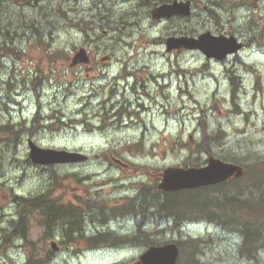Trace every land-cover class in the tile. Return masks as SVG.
Here are the masks:
<instances>
[{"label":"rangeland","instance_id":"rangeland-1","mask_svg":"<svg viewBox=\"0 0 264 264\" xmlns=\"http://www.w3.org/2000/svg\"><path fill=\"white\" fill-rule=\"evenodd\" d=\"M57 2L62 9L49 17L43 2L36 27L35 8L0 0V125L24 126L15 143L17 131L0 132V264L26 259L22 241L33 245L34 262L40 246L53 249L33 233L46 217L38 204L65 219L58 222L64 231L86 229L65 242L53 264H134L149 242L165 240L156 225L163 220L157 185L164 169L203 165L209 154L244 165L264 159V0H192L190 17L163 20L152 18L155 4L144 0ZM207 31L234 35L245 48L224 61L200 50L167 49L170 36ZM40 36L51 42V56L38 49ZM9 44L18 50L8 55ZM81 47L94 62L70 67ZM30 72L42 81L31 82ZM218 130L223 142L209 140L211 152L198 151L197 143ZM30 138L87 159L36 165ZM202 210L185 201L169 207L177 216L209 209ZM14 223L21 229L17 244ZM217 226L189 231L201 237L194 243L198 264H264V251L239 255L236 232ZM100 232L115 246L86 251ZM189 260L187 254L183 261Z\"/></svg>","mask_w":264,"mask_h":264},{"label":"trees","instance_id":"trees-1","mask_svg":"<svg viewBox=\"0 0 264 264\" xmlns=\"http://www.w3.org/2000/svg\"><path fill=\"white\" fill-rule=\"evenodd\" d=\"M51 1L52 0H26V3L35 8H32L33 10H42L45 8L43 2H46L47 7L50 10H48V12L51 15ZM168 1L170 0H149L148 4H152L154 2L157 4ZM32 23L36 27L41 24L35 20H32ZM41 40H37L39 43L38 48L45 45ZM51 47L52 44L49 43L46 48V52L49 56L52 55V53L48 52ZM37 82V80H33V83ZM33 85L36 87V84ZM16 127L17 126L15 125L6 123L4 125H0V132L10 130L17 131L18 134L13 140L15 143L19 139L20 132L22 131L21 129H23L24 126L21 125V129H17ZM222 133L223 132L221 131V133L218 134ZM221 137H218L217 133L213 136L207 137L205 142H203V140L197 143V150L203 151L205 153L211 152L210 148L207 149L209 140H213L214 142V139H217V141L221 142ZM233 161L237 162L238 160ZM190 165H187L186 167ZM245 166V175L238 180L231 181L230 183H223L213 187L187 190V193H170L167 194L169 195L168 197L159 196L158 199L160 201V207H178L181 205L182 201H185L187 208L190 209L196 208L198 210H202L203 208L207 207L209 210L204 212V215L209 219L208 221L219 224L218 227L222 230L228 231L230 233H232L231 231L234 230L233 232L239 234L241 239L243 238L242 245L239 247V252L242 255L253 258L264 250V159H259L253 163H247ZM180 197L184 199L180 201ZM211 211L216 214L212 215L210 213ZM170 214L175 217L176 211H173ZM204 215H197L195 212L187 213V219H204ZM188 248L189 247H187V249ZM198 249L199 247H196L197 251ZM191 260H194L193 262L195 264L199 263V258L195 255L191 256L190 261Z\"/></svg>","mask_w":264,"mask_h":264},{"label":"water","instance_id":"water-1","mask_svg":"<svg viewBox=\"0 0 264 264\" xmlns=\"http://www.w3.org/2000/svg\"><path fill=\"white\" fill-rule=\"evenodd\" d=\"M155 16H172L174 13L190 14V2L177 3L173 5H163L154 10ZM168 49L184 45L188 48H202L208 56L223 58L227 53L235 52L240 47L236 39L224 36L215 37L211 34L200 36L199 40L189 39L187 37L176 39L170 38L167 41ZM86 51L81 49L73 58L72 65L79 62H88L89 58ZM31 144V158L34 162L40 164L66 163L79 159L77 154H71L67 151H56L42 149ZM82 159V158H81ZM244 174V169L238 165L225 163L219 159L211 157L208 166L204 168H168L162 175L160 189L165 191H178L182 189L194 188L202 185H212L226 181L232 177L239 178ZM179 249L175 245L163 247H152L145 255L141 257V262L137 264H176Z\"/></svg>","mask_w":264,"mask_h":264},{"label":"flooded vegetation","instance_id":"flooded-vegetation-1","mask_svg":"<svg viewBox=\"0 0 264 264\" xmlns=\"http://www.w3.org/2000/svg\"><path fill=\"white\" fill-rule=\"evenodd\" d=\"M28 206V205H27ZM35 207L38 206L40 207V209H42L43 213L47 216V217H40L38 219L37 222H35V228L33 229V233L35 232L34 235L41 237L40 242L43 243V241L45 242V244H49L51 245V247H53V249H51V251L47 250L44 246H40V249L37 250V252H39V262H34L33 261V255L32 252L34 249H32L31 244H24L22 246V249H24V253L26 256H24L25 261L21 262V264H53L56 261V256L58 253H61L62 251V247H63V243L61 246V242L62 239H67L70 240L73 238L74 232H77L79 227H73L72 228V234L69 231H67L65 233V231L63 230V224L62 226H60V224L58 223L61 220H65L63 217L59 216V217H53L50 216L52 215V212L49 208H47L44 204H38V205H34ZM68 223V222H67ZM20 224V222H19ZM82 226H80L81 228ZM21 230V229H20ZM18 229L15 230V232L20 231ZM53 242H55V244H53ZM22 258V256L20 258H17V261L20 262V259ZM35 260V258H34Z\"/></svg>","mask_w":264,"mask_h":264},{"label":"bare ground","instance_id":"bare-ground-1","mask_svg":"<svg viewBox=\"0 0 264 264\" xmlns=\"http://www.w3.org/2000/svg\"><path fill=\"white\" fill-rule=\"evenodd\" d=\"M244 1V0H243ZM128 234V233H127ZM130 235V234H129Z\"/></svg>","mask_w":264,"mask_h":264}]
</instances>
